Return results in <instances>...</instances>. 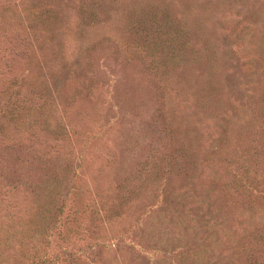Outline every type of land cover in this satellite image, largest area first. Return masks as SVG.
I'll use <instances>...</instances> for the list:
<instances>
[{"label":"rangeland","instance_id":"1","mask_svg":"<svg viewBox=\"0 0 264 264\" xmlns=\"http://www.w3.org/2000/svg\"><path fill=\"white\" fill-rule=\"evenodd\" d=\"M0 264H264V0H0Z\"/></svg>","mask_w":264,"mask_h":264}]
</instances>
